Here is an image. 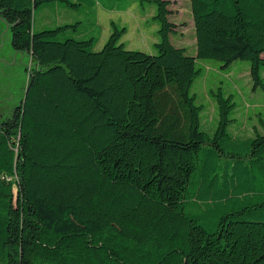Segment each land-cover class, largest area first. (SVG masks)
<instances>
[{"label":"trees","instance_id":"obj_1","mask_svg":"<svg viewBox=\"0 0 264 264\" xmlns=\"http://www.w3.org/2000/svg\"><path fill=\"white\" fill-rule=\"evenodd\" d=\"M135 1L157 6L156 53L115 21L97 49L99 9ZM190 2L196 55L171 40L170 0H0L33 61L0 123V264H264V120L232 132L219 87L209 133L192 93L200 59L248 61L264 90V0ZM41 5L55 25L35 30Z\"/></svg>","mask_w":264,"mask_h":264},{"label":"rangeland","instance_id":"obj_2","mask_svg":"<svg viewBox=\"0 0 264 264\" xmlns=\"http://www.w3.org/2000/svg\"><path fill=\"white\" fill-rule=\"evenodd\" d=\"M170 1L172 14L169 19L178 25V30L176 34L171 35V40L177 47H184L188 54L196 55L197 45L191 2L190 0ZM128 4L129 2L122 3V6L125 7ZM42 6L36 8L34 14L35 30L55 25L54 17L49 14L47 8ZM85 8L86 6L81 12ZM156 12V4L145 2L142 5L137 1L126 12H108L99 9V23L103 28V34L97 49L102 48L109 38L111 21H115L120 27L129 28V32L123 37L129 49L156 53L155 43L159 41L160 27L155 19ZM198 65L202 67L203 72L195 80L192 93L196 95L197 103L203 106L202 130L213 133L217 128L219 111L214 91L220 87L226 96L232 95L237 103L231 115L235 118L231 131L242 138L251 137L264 120V90L254 89L250 63L245 60H236L228 67H222L220 61L200 59ZM32 67L33 61L30 55L13 48L11 30L0 17V114L3 118L11 117L16 106L22 101L29 80V69ZM82 221L74 220L78 223Z\"/></svg>","mask_w":264,"mask_h":264},{"label":"water","instance_id":"obj_3","mask_svg":"<svg viewBox=\"0 0 264 264\" xmlns=\"http://www.w3.org/2000/svg\"><path fill=\"white\" fill-rule=\"evenodd\" d=\"M27 92H28V87H26V89H25V94H27ZM22 102H24V98L22 99L21 103H22ZM21 103H20V104H21ZM20 104H19L18 106H20Z\"/></svg>","mask_w":264,"mask_h":264},{"label":"flooded vegetation","instance_id":"obj_4","mask_svg":"<svg viewBox=\"0 0 264 264\" xmlns=\"http://www.w3.org/2000/svg\"><path fill=\"white\" fill-rule=\"evenodd\" d=\"M24 95H25V93H24ZM24 98V97H23ZM21 103V102H20ZM18 106V105H17ZM16 106V107H17ZM16 109V108H15ZM15 111V110H14ZM3 119V117H2V115L0 114V123H1V120ZM0 127H1V125H0Z\"/></svg>","mask_w":264,"mask_h":264}]
</instances>
